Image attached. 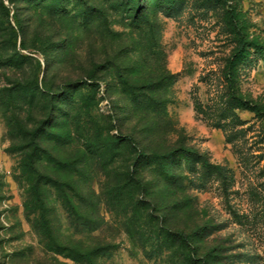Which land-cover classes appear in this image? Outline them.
Masks as SVG:
<instances>
[{
  "label": "rangeland",
  "instance_id": "1",
  "mask_svg": "<svg viewBox=\"0 0 264 264\" xmlns=\"http://www.w3.org/2000/svg\"><path fill=\"white\" fill-rule=\"evenodd\" d=\"M234 54L232 92L254 110L230 98ZM24 101L55 110L39 196L19 121L48 119L49 107ZM148 118L162 150L198 157L174 159L167 183L144 164L146 194L128 199L131 146L110 158L106 138L144 145ZM199 228L192 252L166 232ZM187 254L264 264V0H0V264H187Z\"/></svg>",
  "mask_w": 264,
  "mask_h": 264
},
{
  "label": "trees",
  "instance_id": "2",
  "mask_svg": "<svg viewBox=\"0 0 264 264\" xmlns=\"http://www.w3.org/2000/svg\"><path fill=\"white\" fill-rule=\"evenodd\" d=\"M240 44L238 43V46ZM237 57L236 55H231L227 62L226 67L224 70V76L226 79V82L228 83V88H230V98L235 102V107L240 109H250L254 110V108L251 105H248V102L243 100L240 96H236L232 92V80L235 76V67L237 64ZM125 83V82H124ZM151 84L148 83L147 85H144V88H150ZM129 86V85H128ZM138 87L136 86H130L129 89L132 90V92L137 90ZM38 91V89H35ZM33 95L28 96L29 100L32 98ZM37 102V104H36ZM53 101H24V104H26L30 110H36L37 106L40 105V110H46L45 108L49 107V112H47V118L43 120H34V119H28V121L23 122V120L19 121V127L20 128V135L23 137L24 140H26L25 148H28V151L24 153V158L22 160V165L26 168V172L32 176V178H29L32 182L31 189L33 193H36L37 196L40 194V188L42 184L51 182V178L47 175H42L38 169V163L42 159V155L40 154L42 147L41 141L42 140V134L43 130L45 129L44 126L47 124L45 122H48L50 118V115H53L55 112L53 107ZM46 103H49V105H46ZM45 104V105H44ZM151 104V103H150ZM152 104H154L152 102ZM47 120V121H46ZM51 122H53V119H51ZM50 122V123H51ZM34 124V125H33ZM147 129L149 130V137L151 138L149 142L145 143L144 145H138L134 138L131 135H127L124 139L121 138L120 141L116 138H106L108 140L106 147H108L109 150V157L115 158L119 154V147L121 144V141H124L127 146H131V152H132V158L130 160V165L127 166L128 168L125 170V173H121V182L122 183V189L124 187L127 188L126 191V197L130 199L131 197H136L139 195H144L145 188L143 180L145 177H140V173L142 170V167L144 164H146L149 167H153V169H150V176H152L153 179L158 180L160 183H167L168 180L174 179L176 176L174 175V167L172 166V162L174 159H178L181 161V159L185 160H196L198 157V153L195 149L184 147L183 145H179L172 149H165L162 150V137H160V131L158 126V121L153 120V118L147 119ZM105 145L102 144V147ZM88 148H91L88 146ZM23 149V150H24ZM44 152V151H43ZM45 153V152H44ZM145 162V163H144ZM66 164V163H65ZM67 166H70L67 164ZM64 168H68L64 165ZM71 169V168H70ZM70 186V185H69ZM72 188V189H71ZM70 190H73V187L70 186ZM122 193V191H121ZM151 195V193H147ZM68 197V195H65ZM144 198V197H143ZM136 200V198H135ZM134 206H140L142 207L140 200L136 201ZM144 207V206H143ZM164 208H168V205L163 206ZM146 208V207H145ZM72 209H74L72 207ZM199 230V231H198ZM197 231L192 230L190 232H187L185 229L181 230H166L167 234L172 237L174 242H179L183 246H191L190 251L192 252L194 247L192 245L195 244L194 236L199 235L200 232H202V229L199 228ZM194 243V244H193ZM194 256V255H193ZM192 258H198L201 259L202 264H208L207 257H192ZM190 255L184 256V262L187 264L193 263V261H190Z\"/></svg>",
  "mask_w": 264,
  "mask_h": 264
}]
</instances>
